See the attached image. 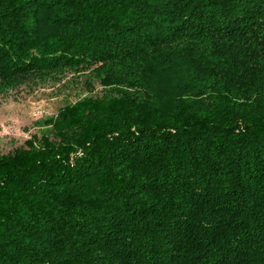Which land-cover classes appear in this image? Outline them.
<instances>
[{
  "label": "trees",
  "instance_id": "obj_1",
  "mask_svg": "<svg viewBox=\"0 0 264 264\" xmlns=\"http://www.w3.org/2000/svg\"><path fill=\"white\" fill-rule=\"evenodd\" d=\"M44 84L0 264H264V0H0V94Z\"/></svg>",
  "mask_w": 264,
  "mask_h": 264
},
{
  "label": "rangeland",
  "instance_id": "obj_2",
  "mask_svg": "<svg viewBox=\"0 0 264 264\" xmlns=\"http://www.w3.org/2000/svg\"><path fill=\"white\" fill-rule=\"evenodd\" d=\"M64 95L68 91L63 94L50 84L23 86L0 94V149L10 151L35 134L38 130L35 122L55 114Z\"/></svg>",
  "mask_w": 264,
  "mask_h": 264
}]
</instances>
